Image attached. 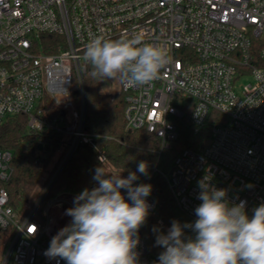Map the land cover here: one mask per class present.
Segmentation results:
<instances>
[{"label": "built area", "instance_id": "obj_1", "mask_svg": "<svg viewBox=\"0 0 264 264\" xmlns=\"http://www.w3.org/2000/svg\"><path fill=\"white\" fill-rule=\"evenodd\" d=\"M44 36L63 41L53 46ZM98 36H139L167 49L170 60L158 79L131 88L120 84L126 128L155 134L161 152L177 142L175 121L187 113L196 134L212 113L220 115L210 138L197 150H184L163 174L179 208L195 221L197 182L206 175L227 189L230 204L245 201L246 212L264 203V47L255 50V42L264 40V0H0V126L24 115L39 144L47 133L64 137L37 199L22 214L10 207L3 186L13 154L0 149V228L9 234L0 264H66L44 252L71 221L62 224L78 194L50 193L78 147L93 145L86 130L91 64L85 50ZM241 79L249 81L237 90ZM47 100L60 115L47 111ZM147 200L154 213L156 203ZM139 237L141 264H153L159 254Z\"/></svg>", "mask_w": 264, "mask_h": 264}, {"label": "clouds", "instance_id": "obj_2", "mask_svg": "<svg viewBox=\"0 0 264 264\" xmlns=\"http://www.w3.org/2000/svg\"><path fill=\"white\" fill-rule=\"evenodd\" d=\"M85 59L94 77L131 88L158 79L170 57L163 45L143 43L139 36H98L88 43ZM121 173L95 168L96 186L74 197V206L64 213L71 221L51 238L46 257L66 264H141L139 230L150 215L152 185L134 182L140 178L137 173L149 175L148 163L140 161L126 178ZM197 186L201 203L194 222L173 220L166 233L153 227L155 246L163 249L153 264H264V203L249 217L246 202L230 204L227 189L213 186L209 176Z\"/></svg>", "mask_w": 264, "mask_h": 264}, {"label": "trees", "instance_id": "obj_3", "mask_svg": "<svg viewBox=\"0 0 264 264\" xmlns=\"http://www.w3.org/2000/svg\"><path fill=\"white\" fill-rule=\"evenodd\" d=\"M43 39L53 46L63 41L57 36H44ZM263 47L264 40L259 39L255 42L256 52ZM57 51L56 48L47 50L48 53ZM92 73L91 65L85 76L86 130L94 136L93 145L78 147L61 172L50 196L60 193L79 194L85 188L95 187L96 182L92 177L98 166L104 167L109 173L122 172V176L126 178L130 171H136L140 161H146L149 175L143 176L137 173L140 178L134 183L152 185L149 197L156 203V210L150 213L139 235L146 241L151 254H159L162 248L155 246L156 234L152 231L154 226L166 233L173 220H178L182 224L194 222L177 205L163 174L172 170L175 159L184 150H197L210 138L213 124L220 115L212 113L206 126L196 134L190 115L187 113L184 118L175 121L179 139L172 149L161 152L162 142L155 134L145 128L133 131L126 128L125 95L121 93L112 97L102 93L104 83L109 80L101 81ZM46 109L51 114H61L49 100ZM43 140L44 145L38 143V134L28 128V118L24 115L12 117L0 126V149L9 150L13 154L12 175L3 186L9 194V205L17 214H22L34 201L39 185L57 156L64 137L47 133L43 135ZM100 156L105 157L104 163L99 160ZM122 192L126 194L125 190ZM247 214L251 217L253 212ZM159 221L164 225H160ZM185 234L193 238L195 236L190 229H185ZM8 237V231L0 228V256L3 254Z\"/></svg>", "mask_w": 264, "mask_h": 264}, {"label": "rangeland", "instance_id": "obj_4", "mask_svg": "<svg viewBox=\"0 0 264 264\" xmlns=\"http://www.w3.org/2000/svg\"><path fill=\"white\" fill-rule=\"evenodd\" d=\"M248 81H249V79H241L239 82H238V84H237V90H240V88L241 87H243V85H245L246 83H248ZM102 93H104V94H106V95H110V96H112V97H115L116 95H120L121 93H120V83H118V82H113V81H111V80H109L107 83H104V85H103V87H102ZM56 156H55V158L53 159V161H52V165H51V167L49 168V170H51L52 168H53V166H54V164H55V161H56ZM41 184H42V182H41ZM41 184L39 185V189H40V187H41ZM39 189L37 190V193H36V195H35V198H34V200L35 199H37V197H38V193H39ZM71 219V217H69V216H65L64 218H63V220H62V224H66L69 220ZM0 258H1V256H0ZM1 261V260H0Z\"/></svg>", "mask_w": 264, "mask_h": 264}]
</instances>
